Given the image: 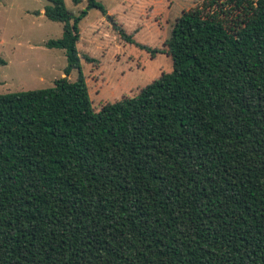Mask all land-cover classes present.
<instances>
[{"label":"trees","instance_id":"16d2710c","mask_svg":"<svg viewBox=\"0 0 264 264\" xmlns=\"http://www.w3.org/2000/svg\"><path fill=\"white\" fill-rule=\"evenodd\" d=\"M47 1L67 77L0 93V264H264V0L184 16L173 71L98 111L77 44L107 10Z\"/></svg>","mask_w":264,"mask_h":264},{"label":"rangeland","instance_id":"374dc122","mask_svg":"<svg viewBox=\"0 0 264 264\" xmlns=\"http://www.w3.org/2000/svg\"><path fill=\"white\" fill-rule=\"evenodd\" d=\"M107 14L92 8L80 21L77 44L83 73L96 111L106 103L137 95L143 87L169 74L174 61L169 40L179 20L189 13L216 12L229 30L252 13L254 0H98ZM47 0H0V93L48 88L67 77L64 49L49 48L63 24L44 15ZM79 14L87 2L66 0ZM213 16V14H210ZM215 17V16H213ZM128 37V38H127ZM152 49H159L153 57ZM90 56L94 61H88ZM78 71L68 78L76 80Z\"/></svg>","mask_w":264,"mask_h":264},{"label":"crops","instance_id":"0c3cea01","mask_svg":"<svg viewBox=\"0 0 264 264\" xmlns=\"http://www.w3.org/2000/svg\"><path fill=\"white\" fill-rule=\"evenodd\" d=\"M44 13V12H43ZM107 14V13H106Z\"/></svg>","mask_w":264,"mask_h":264}]
</instances>
